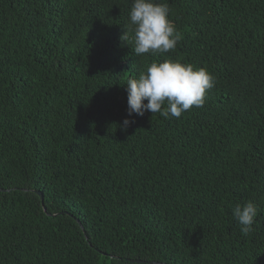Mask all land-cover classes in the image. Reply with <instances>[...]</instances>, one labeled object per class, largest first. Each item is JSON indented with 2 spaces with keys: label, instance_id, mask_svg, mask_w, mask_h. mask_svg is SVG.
Segmentation results:
<instances>
[{
  "label": "trees",
  "instance_id": "obj_1",
  "mask_svg": "<svg viewBox=\"0 0 264 264\" xmlns=\"http://www.w3.org/2000/svg\"><path fill=\"white\" fill-rule=\"evenodd\" d=\"M157 2L181 38L136 56L133 0H0V264H264V0ZM165 59L214 76L204 105L124 130Z\"/></svg>",
  "mask_w": 264,
  "mask_h": 264
},
{
  "label": "clouds",
  "instance_id": "obj_2",
  "mask_svg": "<svg viewBox=\"0 0 264 264\" xmlns=\"http://www.w3.org/2000/svg\"><path fill=\"white\" fill-rule=\"evenodd\" d=\"M169 12L166 2L133 0L129 30L134 34L132 50L136 56L164 54L176 48L181 37ZM122 39L127 40L128 36L125 34ZM214 83V76L203 67L172 59L152 62L146 72L126 82L128 117L121 127L126 130L134 123L130 119L133 114L143 116L146 111L165 118H180L191 108L204 105L206 93ZM232 215L241 233L247 236L256 221L258 206L251 201L237 204Z\"/></svg>",
  "mask_w": 264,
  "mask_h": 264
},
{
  "label": "water",
  "instance_id": "obj_3",
  "mask_svg": "<svg viewBox=\"0 0 264 264\" xmlns=\"http://www.w3.org/2000/svg\"><path fill=\"white\" fill-rule=\"evenodd\" d=\"M26 189V188H25ZM6 190V189H5ZM36 192L40 195L42 203L44 204V193L40 190H36ZM44 208L46 209V206L44 205ZM142 261V260H139ZM145 262V261H144ZM151 263H153V261H151ZM154 263H159L158 261H154Z\"/></svg>",
  "mask_w": 264,
  "mask_h": 264
}]
</instances>
